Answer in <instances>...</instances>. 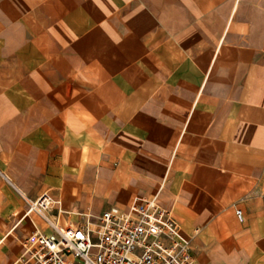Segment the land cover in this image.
Here are the masks:
<instances>
[{
	"label": "crops",
	"instance_id": "1",
	"mask_svg": "<svg viewBox=\"0 0 264 264\" xmlns=\"http://www.w3.org/2000/svg\"><path fill=\"white\" fill-rule=\"evenodd\" d=\"M45 193L62 225L156 199L194 264H264V0H0V264Z\"/></svg>",
	"mask_w": 264,
	"mask_h": 264
},
{
	"label": "built area",
	"instance_id": "2",
	"mask_svg": "<svg viewBox=\"0 0 264 264\" xmlns=\"http://www.w3.org/2000/svg\"><path fill=\"white\" fill-rule=\"evenodd\" d=\"M26 198L29 211L44 214L54 229H37L26 238L21 264H194L192 238L156 199L127 210L112 206L81 225H62L45 214L54 202L49 193ZM237 213L245 219L242 208Z\"/></svg>",
	"mask_w": 264,
	"mask_h": 264
},
{
	"label": "rangeland",
	"instance_id": "3",
	"mask_svg": "<svg viewBox=\"0 0 264 264\" xmlns=\"http://www.w3.org/2000/svg\"><path fill=\"white\" fill-rule=\"evenodd\" d=\"M30 207V206H29ZM38 211H35V213H37ZM37 214H39L42 218H43V220L44 221H47L49 224H51V222L49 221V219L44 215V214H42V213H37ZM81 220H83L82 218H81ZM25 233L26 232H24V233H18V235L19 236H21V239L23 240V241H25L26 240V237H27V235H25ZM18 235L17 234H15V233H13L12 234V236H15L18 240H19V237H18ZM10 245L9 244H6V242L4 243V244H1L0 245V250L1 249H5V248H8Z\"/></svg>",
	"mask_w": 264,
	"mask_h": 264
},
{
	"label": "bare ground",
	"instance_id": "4",
	"mask_svg": "<svg viewBox=\"0 0 264 264\" xmlns=\"http://www.w3.org/2000/svg\"><path fill=\"white\" fill-rule=\"evenodd\" d=\"M31 212H33V210L30 211V213H31ZM45 214L49 216V213H48L47 211H45ZM49 217H50V216H49Z\"/></svg>",
	"mask_w": 264,
	"mask_h": 264
}]
</instances>
